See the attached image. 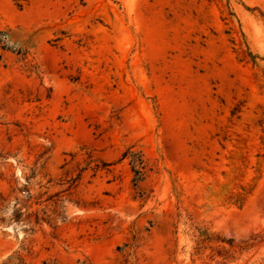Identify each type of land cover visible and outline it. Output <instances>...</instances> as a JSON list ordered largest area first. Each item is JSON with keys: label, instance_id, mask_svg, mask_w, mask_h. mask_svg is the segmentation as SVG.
I'll list each match as a JSON object with an SVG mask.
<instances>
[{"label": "rangeland", "instance_id": "obj_1", "mask_svg": "<svg viewBox=\"0 0 264 264\" xmlns=\"http://www.w3.org/2000/svg\"><path fill=\"white\" fill-rule=\"evenodd\" d=\"M0 31V264H264V0H0Z\"/></svg>", "mask_w": 264, "mask_h": 264}, {"label": "trees", "instance_id": "obj_2", "mask_svg": "<svg viewBox=\"0 0 264 264\" xmlns=\"http://www.w3.org/2000/svg\"><path fill=\"white\" fill-rule=\"evenodd\" d=\"M7 39L6 33L3 31H0V50L4 51L6 50L5 46L3 45L4 41ZM134 173H139L137 171H134ZM202 236L204 237V240H209L210 238L205 236V234H202ZM222 242V241H221Z\"/></svg>", "mask_w": 264, "mask_h": 264}]
</instances>
